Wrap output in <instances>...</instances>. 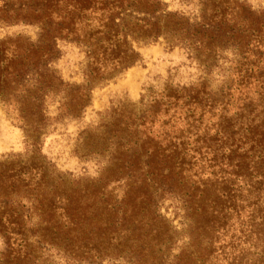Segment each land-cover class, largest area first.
<instances>
[{
	"label": "trees",
	"instance_id": "trees-1",
	"mask_svg": "<svg viewBox=\"0 0 264 264\" xmlns=\"http://www.w3.org/2000/svg\"><path fill=\"white\" fill-rule=\"evenodd\" d=\"M195 1L186 15L163 0H0V24L37 28L33 39L0 38V100L18 112L30 146L27 158L0 160L3 256L36 264L33 248H56L66 264H151L129 247L135 229L150 228L138 235L172 251L164 264H206L223 230L226 264H264V10L247 0ZM161 37L184 46L205 75L232 51L221 66L227 79L214 89L202 76L153 95L143 113L113 122L108 148L95 150L116 166L103 164L95 181L68 180L40 150L41 132L57 119L48 98L79 117L94 85L141 59L134 41ZM59 40L84 48V83L54 68ZM165 199L184 227L204 231L201 255L193 233L173 252L177 226L157 206Z\"/></svg>",
	"mask_w": 264,
	"mask_h": 264
},
{
	"label": "rangeland",
	"instance_id": "rangeland-1",
	"mask_svg": "<svg viewBox=\"0 0 264 264\" xmlns=\"http://www.w3.org/2000/svg\"><path fill=\"white\" fill-rule=\"evenodd\" d=\"M167 8L173 11L184 12L192 15L198 8L195 0H163ZM255 9L264 10V0H247ZM37 28L34 25L19 23L15 25L0 24V38L16 35L36 38ZM61 50L60 57L54 62V68L62 76L65 82L82 84L85 81L84 65L86 53L83 47L75 42L59 40ZM134 47L140 52L141 59L132 66L125 68L112 77L107 78L93 86L91 100L77 118L63 115V109H59L61 101L59 98H48L46 108L52 118L41 132L39 145L42 153L49 161L54 163L59 172L68 180L80 179L82 182L93 181L99 176L101 167L113 168L116 164L109 161L108 152H104L107 158L97 157L95 150L108 148L104 137L106 131L118 119H127L133 114L143 113L148 106L149 99L159 94L169 85H191L202 76L209 77L213 88H218L225 82L221 66L228 68L230 63L227 59H233L235 54L228 50L225 52L227 59L221 58L217 61L212 74L205 75V70L200 67L197 60L189 57L188 50L179 44H173L161 37L149 42H136ZM18 112L9 108L0 100V160L8 156L18 154L27 158L30 146L27 144L26 132L22 127ZM108 136V135H107ZM106 150V149H105ZM110 172V171H108ZM95 181V180H94ZM160 212L169 220H173L177 226L171 235L175 239V249L178 253L179 247L187 246L185 241L189 240V233L198 236V245L193 248L201 255L208 243L202 240L204 231L200 228L184 227L175 215V209L170 199L158 201ZM150 228H138L132 234L133 241L129 247L136 252L137 260H148L151 264H164L174 259L171 253L165 250L161 252L159 245L152 244L150 236L139 237L140 231L147 232ZM219 229V228H218ZM223 230H217L215 234L214 254L206 264H226L225 236ZM213 234V232H212ZM209 234L206 233V236ZM221 235L220 238H216ZM177 240V241H176ZM174 247V246H173ZM7 246L4 237L0 234V264H32V258L18 260L3 256ZM143 248H145L143 250ZM194 250V251H195ZM25 252V251H24ZM33 253L38 252L36 264H66L63 253L56 248L46 251L43 248H33ZM175 261V260H174ZM195 262V258L192 259ZM107 259L104 264H111ZM119 263V262H118Z\"/></svg>",
	"mask_w": 264,
	"mask_h": 264
}]
</instances>
